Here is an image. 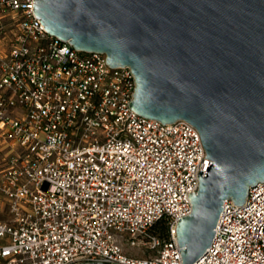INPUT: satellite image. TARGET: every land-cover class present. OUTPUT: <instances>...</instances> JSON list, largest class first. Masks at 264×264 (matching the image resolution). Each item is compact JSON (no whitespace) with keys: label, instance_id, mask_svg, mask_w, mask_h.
Here are the masks:
<instances>
[{"label":"built area","instance_id":"1","mask_svg":"<svg viewBox=\"0 0 264 264\" xmlns=\"http://www.w3.org/2000/svg\"><path fill=\"white\" fill-rule=\"evenodd\" d=\"M33 2L0 0V264H182L177 220L211 162L199 131L137 114L130 67L48 33ZM247 191L193 264H264V180Z\"/></svg>","mask_w":264,"mask_h":264},{"label":"water","instance_id":"2","mask_svg":"<svg viewBox=\"0 0 264 264\" xmlns=\"http://www.w3.org/2000/svg\"><path fill=\"white\" fill-rule=\"evenodd\" d=\"M33 12L74 48L129 66L137 114L199 131L211 162L176 229L182 264H193L223 201L243 204L264 180V0H34Z\"/></svg>","mask_w":264,"mask_h":264},{"label":"trees","instance_id":"3","mask_svg":"<svg viewBox=\"0 0 264 264\" xmlns=\"http://www.w3.org/2000/svg\"><path fill=\"white\" fill-rule=\"evenodd\" d=\"M152 233L159 238H163L166 236L167 232V224H166V219L162 218L158 221H156L155 225L151 229Z\"/></svg>","mask_w":264,"mask_h":264},{"label":"rangeland","instance_id":"4","mask_svg":"<svg viewBox=\"0 0 264 264\" xmlns=\"http://www.w3.org/2000/svg\"><path fill=\"white\" fill-rule=\"evenodd\" d=\"M1 203V201H0ZM1 206V204H0ZM2 210V211H1ZM1 210H0V220H3L6 218V214L5 212L3 211V207H1ZM132 255H135V256H138V257H142V256H150L152 255V252L146 250L145 248H142V249H139V250H136V251H133V252H130Z\"/></svg>","mask_w":264,"mask_h":264}]
</instances>
